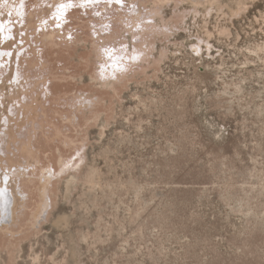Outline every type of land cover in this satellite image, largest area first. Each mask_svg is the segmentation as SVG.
Wrapping results in <instances>:
<instances>
[{
  "label": "rangeland",
  "instance_id": "obj_1",
  "mask_svg": "<svg viewBox=\"0 0 264 264\" xmlns=\"http://www.w3.org/2000/svg\"><path fill=\"white\" fill-rule=\"evenodd\" d=\"M42 1L48 7L56 1L48 17L42 19V14L40 20L34 13L36 24L28 27V14L38 10L39 1L25 0L24 19L14 21L22 30L12 29L22 49V60L17 64L16 57L15 62L27 76L19 88L24 94L14 100L10 95L5 109L14 129L18 120H27L19 134L36 126L43 163L49 154L57 168L60 152L66 164L81 167L74 169L76 179L66 192L63 180L54 182L58 194L38 237L23 240L10 259L2 254L7 264H264V0H240V5L226 0L224 12L215 9L204 16L200 8L197 16L185 17L183 27L174 22V34L156 38L148 62H139L149 50L146 45L137 64L125 61L132 69L125 70L135 73L128 72L132 77L126 82L116 81L115 90L98 84L104 66L92 40L103 46L100 52L132 55L144 35L133 38L128 31L131 10L151 16L146 23H161L149 12V3ZM168 4L163 17L177 19L179 11L190 8L187 2L176 8L173 1ZM61 5L65 7L58 11ZM62 11L64 21L56 24ZM136 25L133 32L141 31ZM52 26L59 29L55 39L60 45L49 52L40 33ZM209 32L213 46L201 43L196 56L190 44ZM58 47L64 54L56 58ZM160 47L165 55H159ZM33 52L43 57L36 59ZM159 56L163 58L152 62ZM43 58L59 74L44 83ZM37 79L40 84L34 85ZM91 95L93 106L84 108L83 99ZM22 102L37 107L35 123L22 111ZM54 124L61 136L55 135ZM33 212L27 210L25 232Z\"/></svg>",
  "mask_w": 264,
  "mask_h": 264
},
{
  "label": "bare ground",
  "instance_id": "obj_2",
  "mask_svg": "<svg viewBox=\"0 0 264 264\" xmlns=\"http://www.w3.org/2000/svg\"><path fill=\"white\" fill-rule=\"evenodd\" d=\"M24 1L25 0H0V25H3V28L0 29V190L4 191V195L0 196V264H7L9 262V261L8 262L5 261L6 258L4 257L5 258L4 259L2 254H6L7 259H10L11 256H13L14 254L19 252L20 244L23 240H26V239L28 240V238L30 236H36L37 233H39L40 224L44 223L42 221H44V220L46 221L47 217L50 214V210L54 207L53 197H55L57 191L59 190V187H57V189L54 190V187H53L54 182L57 180V183H58L60 180H63L64 181V188H65L64 191H65L68 187L67 185L76 179V175L74 173L75 170L80 171V167H81V166H78L75 169V168H73V165L70 166L69 164H66V162L62 160L63 157H62L60 152H58V155L56 157V159H58L57 160V164H58L57 168L54 167L53 162L51 160H49V154L44 155L46 157V159H48L47 164L43 163L44 161H42V157L40 156V153L42 151L40 152V150H39L40 148L38 146L37 134L35 133V130H34V127H36V126L32 127L29 130L27 129L28 132L25 135H23L22 133L19 134L20 130H21V129L19 130V128H21L27 120H23V119L21 121L18 120L16 122L17 123L16 129H14L12 126H10V124H11L10 121H11L12 116L11 117L8 116L6 109H5V104L8 101L10 95H11V98L13 99V98H18V97H20V95L24 94V93H21L19 88L21 86L24 87V83H23L22 79L25 80L26 76H27V74H25V73H24L25 76L22 75L21 71L18 70V68L16 66L15 58L16 57L18 58L17 64H18L19 60H22V56L20 55L22 49L20 48L21 46L19 47V43H16V41H17V38H15L16 35L14 34L15 36L14 37L12 36V34L14 33V31H12V29H17V27H18V26L16 27V24L14 25V23L17 22V24H19L22 21V19H24V12H25ZM38 1H39L38 2V6H39L38 10H35V12L32 10L33 12H29V14H28L27 18L29 20L25 22L28 25V27L30 25L32 26V25L36 24V23H34L35 22L34 21V13L38 14L39 19L42 16V14H44L42 16V19H44V18L49 16V13L52 10H54L53 6H54L56 1L54 3H52V5L50 7H48V5L43 6L44 2L42 0L41 1L38 0ZM61 1H64V0H61ZM74 1L76 2V0H72L71 3H73ZM86 1H88V0H77V2L83 6L86 4ZM134 1H136V0H134ZM134 1H132V2H134ZM143 1L149 3V5L151 6L149 8V12L151 14L154 13V15L152 14L153 17L155 15L159 16L161 23L154 22L153 20L151 23L149 22V20H148V23H146V21H145V20H147L146 18L148 17L150 19L151 16H146V15L142 16V10H139V8H137V10H135V8H133L131 10V15H132L131 16V26H130L131 28H129L130 30H128V28H127V30L130 31L131 36L133 38L136 37L137 35H139L140 37H141V35H144L143 36L144 41H142L140 44L136 43L137 45L134 46L135 48L133 47L134 50L132 51V55H130V54L129 55H123V57H122V56L118 55L119 53L115 54L114 52L111 53L109 51H103V52L101 51L100 52V49L103 46L97 44L94 40H92V49L95 52V54L97 55V58H99L100 61L103 62V66H104V69L102 71L100 70L101 74L103 75L102 76L103 79H101V81L98 83L101 87H109L110 86V87H112L113 90H115L116 89L115 85L118 84L115 82L116 81L118 82V80L122 81V79H125L128 75L129 71L127 72V70H125V69H129L127 67H129L131 64H133L131 67H133L134 64H137L135 62L138 60L139 54L144 52V49H142L141 47L146 45V47L150 50L153 48V45L155 44L154 41L156 40V38H157V40H160L158 38L159 36H162L164 38H168L170 35H173L174 31L172 30V27L173 28H174V26L176 27V25L173 24L174 22H176V21L179 22V24H182V27H183V23L185 22V17H187L188 14H192L194 17L197 16V14H199L200 8H203L202 13L204 14V16L211 15V13L215 9H219L221 12H224V10L227 9L226 0H222V1L221 0H143ZM170 1L174 2V7L178 6L179 3L187 2L190 5V8L188 10H187V8L186 9L183 8L181 13H179L180 12L179 11L178 12L179 15L176 16L177 19H175L174 16H172V15L167 16V17H163V15H162L163 7L165 5L166 6L169 5L168 3ZM138 2L139 1L137 0V3ZM238 2H240V0L237 1V4H238ZM89 3H93V1L90 0ZM34 5H35V3H34ZM238 5H240V4H238ZM137 6H138V4H137ZM166 6H165V8H166ZM228 6H230V5H228ZM133 7H134V5H133ZM244 7H245V5H244ZM244 7L242 9H244ZM218 11H216V12H218ZM149 12L146 14H150ZM61 13H62V14H60L61 19H58L56 24H60L61 22L64 21L65 17L63 15H64L65 11H62ZM168 13H170V12H168ZM176 15H177V12H176ZM116 17H117V15H116ZM124 17H125V15H124ZM126 18H128V17H126ZM117 19H116V21H117ZM129 19H130V17H129ZM40 20H39V22H40ZM121 22H122V20H121ZM177 22H176V24H177ZM54 23H55V21H54ZM81 23H82V25H84V24L87 25V21H85V20H83ZM138 23L141 25L140 27H142L141 31H138V30H140V29H138L137 32H133L134 30H132V28L135 26L137 27L136 24H138ZM51 24H53V22H51ZM120 24H122V23H120ZM40 26H42V23H40ZM118 26H121V25H118ZM177 26H180V25L177 24ZM38 27H39V25H38ZM59 27H60V25H59ZM167 27L169 30L168 31L164 30ZM19 28L20 27H18V29ZM137 28H139V26ZM112 29H114V28H112ZM176 29L178 30V28H176ZM19 30H21V29H19ZM18 31H16V32H18ZM35 31H36V29H35ZM122 31H125V30H122ZM125 32H127V31H125ZM56 33L59 34V29L57 30V29H55V27L51 28L49 31L47 30V32L40 33V35L43 36V39L46 42L45 43L46 47L48 45L47 49L49 52L54 49L53 48L54 46L57 47L60 45L58 43L59 41L57 42L55 39ZM123 34H121L122 37H124ZM111 36H113V35H111ZM117 36H118V33H117ZM117 36H116V38H117ZM89 37L90 36H88L86 38L89 39ZM14 38H15V40H12ZM105 38H107V37H105ZM196 38H198L197 42L190 44L191 49L193 50V53L194 52L197 53L196 56L197 55L200 56V54H201V49H202V47L200 46L201 43L205 44V46H207V49H210L213 46V44L209 41L210 32L208 33L207 37H205V38L202 36L201 37L197 36ZM74 39L76 40L77 38H74ZM83 39H85V38L82 37V40ZM139 39H141V38H139ZM89 41L91 42V38ZM131 42H133V41H131ZM136 42H137V39H136ZM170 42H172V41H170ZM13 44H15V47L11 48V46ZM203 44H202V46H203ZM83 48H86V47L83 46ZM90 49H91V46H90ZM149 50H148V52L145 51L146 53H143L142 56L140 54V57H142V59H140L139 62L141 60H146L149 56H152L150 54V52L152 50H150V51ZM17 51L19 53L16 56L15 54ZM63 51H64V48L58 47V49L54 50L55 55H56L55 57L57 58V56H59L60 53H63ZM165 51H166L165 48L161 49V47H160L159 55H163L165 53ZM156 52L157 51H155L154 53H156ZM207 52H209V51H207ZM65 53H66V51H65ZM90 53L91 52L89 51V54ZM33 54H34L36 59L37 58L40 59L43 57L42 54H41V56L39 55V52H38L39 57L37 56V52L36 53L33 52ZM66 54L70 56L71 52H67ZM51 56H52V54H51ZM161 57L163 58V56H159V58H156V59L152 58L151 60H153L152 62L156 63L155 60L158 61V59H159V61H160ZM127 59L129 60V63H128L129 66H127L126 65L127 62H125ZM148 59L146 60L147 62H148ZM201 61H202V59H201ZM158 63H160V62H157V64ZM50 65H52V64H50ZM125 65H126V67H125ZM41 66L45 67V69L47 70V76H43V80H42L43 83L46 80H50L51 76L54 77V79H55L59 75V74L57 76L55 75V72L53 71L54 66L53 65H52V67L49 66L47 60H45L44 58L42 59ZM139 66H137V67H139ZM105 67H106V69H105ZM129 70H132V69L130 68ZM132 72L135 73V71H132ZM129 73L131 74V72H129ZM99 74H97V75L99 76ZM131 75L129 76V78L127 77L129 80H130V77H132ZM12 77L14 78L13 80L11 79ZM94 78L96 81L97 77H94ZM58 79H59V77H58ZM8 80L10 81L9 83H7ZM38 80L39 79H37L36 82H34V85H36L37 83L40 84V81H38ZM61 81H62V79H61ZM125 82H126V79H125ZM127 83H128V81H127ZM44 85H46V84H44ZM10 89H13V90L11 91ZM24 89H26V88H24ZM46 89L49 90V88H46ZM60 92H62V91H60ZM63 94H64V92H63ZM15 100H17V99H15ZM32 100H33V103L35 101L37 104V102L40 101V93H37L35 98H33ZM94 101H96V100L94 99ZM82 102H84V108H87L88 106H90V107L93 106L94 102L92 99V95L89 96L88 98L85 97V99H83ZM10 103H12V102H10ZM33 103H31V102L29 104L23 103L21 108L23 109L22 111L27 112V115H26L27 119H30L31 121L34 122V120L39 119V117H38V109H36L37 107H34L32 105ZM8 107H9V104H8ZM49 110L52 111L51 108ZM95 111L96 110H94V112ZM16 114H18V113H16ZM43 115L45 117L47 116V114L45 112L43 113ZM88 115H90V114H88ZM4 116H7V117L4 118ZM96 117H99V116L95 115V118ZM68 119L70 122H72L74 120V119L72 120L71 117H69ZM55 125L56 124H54V126H53L54 127L53 129L55 131L54 130L53 131L56 132L55 135L56 134L60 135L62 133L61 129H59ZM41 127H42V125H41ZM41 134H38V135H41ZM50 137H52V135ZM13 145H14V148H13ZM44 153H46V151ZM11 166H14L13 170L9 169ZM5 167L8 168L7 171H5ZM66 167H68V168L66 169ZM58 170L60 171L61 174L58 173V174H60V178L58 177L59 179H56L58 176L57 175ZM247 172H248V169H247ZM251 174H249V175H251ZM88 175H91V174H88ZM254 175H256V174H254ZM256 177H252V178H256ZM87 178L88 177L86 176V179ZM250 181H252V179ZM259 181H261V180H259ZM248 183L250 184L249 181H248ZM243 185L244 184H242V186ZM258 185H260V184H258ZM254 186H255V184H254ZM261 187H262V184H261ZM244 189L245 188H243L242 190H244ZM246 198H244V199H246ZM251 198H248V199L250 200ZM242 199H243V197H242ZM248 199H246V200H248ZM240 203L243 204L242 202H240ZM241 204H240V207H242ZM32 205H33V207H30ZM245 205L248 206L249 204H245ZM247 206H245V207H247ZM28 209H34V212L32 213L31 227H29L30 229L27 230V232H25V230H26L25 221L27 219V210ZM36 237H38V236H36ZM4 252H6V253H4Z\"/></svg>",
  "mask_w": 264,
  "mask_h": 264
},
{
  "label": "snow or ice",
  "instance_id": "obj_3",
  "mask_svg": "<svg viewBox=\"0 0 264 264\" xmlns=\"http://www.w3.org/2000/svg\"><path fill=\"white\" fill-rule=\"evenodd\" d=\"M65 7V5H61L60 6V9H58V11H60L61 9H63ZM62 14V13H61ZM57 18H59V17H57ZM3 28V25H0V29H2ZM4 195V191L3 190H0V196H3Z\"/></svg>",
  "mask_w": 264,
  "mask_h": 264
}]
</instances>
